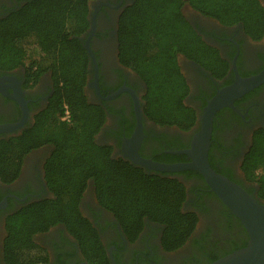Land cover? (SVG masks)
I'll return each instance as SVG.
<instances>
[{
  "label": "trees",
  "instance_id": "16d2710c",
  "mask_svg": "<svg viewBox=\"0 0 264 264\" xmlns=\"http://www.w3.org/2000/svg\"><path fill=\"white\" fill-rule=\"evenodd\" d=\"M91 1L28 0L0 19V67L24 66L30 57L32 80L51 72L55 83L48 107L36 117L34 126L19 137L0 141V175L7 183L19 175L27 152L43 144L54 145L46 164L54 197L27 204L7 217L6 264H48V251L36 242L35 235L59 223H65L78 238L90 264H113L97 231L95 235L79 216L78 205L89 180L94 182L100 204L132 238L146 221L158 222L164 227L165 250L174 251L197 226L198 214L184 209L188 191L183 181L114 158L111 146L96 141L107 112L102 105L89 102L86 93L91 58L81 37L91 24ZM186 4L226 25L241 21L257 39L264 34V9L259 0H135L124 9L118 29L119 59L147 84L144 112L160 125L183 131L196 125L197 111L185 101L190 88L178 56L203 63L208 58L202 50L205 44L183 13ZM64 104L70 108V122L62 120ZM242 168L257 183L258 198L264 199V127L255 131ZM248 239L234 250L247 245Z\"/></svg>",
  "mask_w": 264,
  "mask_h": 264
},
{
  "label": "flooded vegetation",
  "instance_id": "af4514ba",
  "mask_svg": "<svg viewBox=\"0 0 264 264\" xmlns=\"http://www.w3.org/2000/svg\"><path fill=\"white\" fill-rule=\"evenodd\" d=\"M27 1L0 0V19ZM134 1L90 3L91 24L81 39L84 42L89 40L97 67L93 62L90 64L86 93L89 102L102 105L107 112L106 122L95 138L99 144L112 147L114 158L131 161L126 156L125 143L136 130L139 112L144 126L139 153L162 163L187 162L185 154L175 152L190 147L199 129L198 117L208 100L219 89L233 84L237 76L248 78L264 71V34L257 39L241 21L226 25L189 4L184 6L183 13L198 39L205 44L202 50L208 58L203 63L183 54L178 56L190 88L185 101L197 111L196 125L183 131L176 126L160 125L146 115L147 84L119 59L120 17ZM259 2L264 9V0ZM28 63L12 69L0 67V125L21 122L16 129L0 131V141L19 137L27 128L33 127L36 117L48 107L54 94L51 72L43 73L35 82ZM119 90L120 93L110 97ZM262 127L264 81L237 98L233 107H223L216 112L209 153L210 163L217 172L230 177L257 198L258 185L247 178L242 165L252 146L255 131ZM53 151L54 145L47 143L27 152L19 175L10 183L0 175V264H6L7 217L27 204L54 197L46 179V164ZM161 173L177 177L186 184L188 195L184 209L196 212L199 217L193 235L174 251L165 250L162 242L164 227L158 222L146 221L138 236L132 238L116 216L100 204L94 182L88 181L78 205L79 216L86 220V225L94 230L95 235L97 231L108 254L111 250L117 264H206L210 258L234 250L247 241L248 233L241 221L226 211V205L217 195H212L200 173L193 170ZM35 240L48 251V264H90L80 241L65 223L36 234Z\"/></svg>",
  "mask_w": 264,
  "mask_h": 264
},
{
  "label": "water",
  "instance_id": "95a60500",
  "mask_svg": "<svg viewBox=\"0 0 264 264\" xmlns=\"http://www.w3.org/2000/svg\"><path fill=\"white\" fill-rule=\"evenodd\" d=\"M100 1L101 0H92L90 3L94 5ZM89 20L91 21V16H89ZM91 28L94 29V26H91ZM84 46L90 55V64L93 62L97 67L96 56L89 40L84 42ZM263 81L264 71L248 78L237 76L233 84L219 89L216 94L208 100L202 114L198 117L199 129L194 134L190 147L175 152L185 154L189 160L187 162L172 164L162 163L143 157L139 153V148L144 136L142 116L139 112L137 113L136 130L132 137L127 139L125 143L126 156L134 164L141 167L161 172L172 173L193 170L200 173L209 186V189L221 199L237 218H239L248 233L249 239L247 245L214 260L211 264H264V201H260L256 196L248 192L242 185L232 180L230 177L217 172L212 167L209 159L214 116L216 112L223 107H233L237 98L260 85ZM127 89L134 93L132 89ZM120 91L121 90L110 97L116 96ZM24 106V108H26L25 104ZM20 126L21 122L7 125L3 124L0 125V131L13 130ZM109 254L113 264H117L111 250Z\"/></svg>",
  "mask_w": 264,
  "mask_h": 264
},
{
  "label": "built area",
  "instance_id": "2783aa9c",
  "mask_svg": "<svg viewBox=\"0 0 264 264\" xmlns=\"http://www.w3.org/2000/svg\"><path fill=\"white\" fill-rule=\"evenodd\" d=\"M62 117L65 121H68V122L71 121V111L67 104H64V113Z\"/></svg>",
  "mask_w": 264,
  "mask_h": 264
},
{
  "label": "rangeland",
  "instance_id": "374dc122",
  "mask_svg": "<svg viewBox=\"0 0 264 264\" xmlns=\"http://www.w3.org/2000/svg\"><path fill=\"white\" fill-rule=\"evenodd\" d=\"M33 52H36V49H35ZM33 52H31V54H33ZM31 57H32V56H31ZM29 58H30V57H29ZM29 58H28V61H30V59H29ZM28 61H27V62H28Z\"/></svg>",
  "mask_w": 264,
  "mask_h": 264
}]
</instances>
